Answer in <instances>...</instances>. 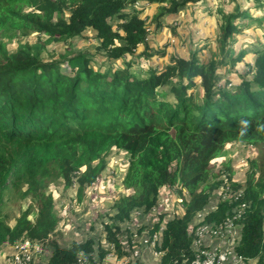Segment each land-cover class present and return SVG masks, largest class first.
<instances>
[{
  "label": "trees",
  "instance_id": "obj_1",
  "mask_svg": "<svg viewBox=\"0 0 264 264\" xmlns=\"http://www.w3.org/2000/svg\"><path fill=\"white\" fill-rule=\"evenodd\" d=\"M195 1L0 0V30L35 32L63 45L93 31L98 44L96 56L69 49L48 60L39 43L33 52L27 46L11 54L0 46V206L16 180L37 190V177L53 164L67 185L76 176L82 193L98 180L104 157L118 149L129 155L126 192L114 201L115 223L106 226L118 258L129 257L120 224L137 210L150 213L161 189L176 187L184 212L159 214L149 230L151 240L160 237L158 264L196 259L194 222L202 213L199 224L215 228L239 214L235 252L264 264V0H229L230 9L220 10L219 54L190 44L186 56H174L161 69L145 65L153 54L148 25ZM144 4L162 6L150 23L137 7ZM252 23L261 31L258 42L254 32L246 33ZM241 36L257 45L236 47ZM242 63L248 71L235 70ZM235 141L260 149L258 159L248 161L244 184L233 180L229 166L227 181L210 184V163ZM225 182L240 196L212 202ZM58 224L54 198L43 194L36 221L25 211L11 228L0 217V246L43 242ZM126 241L135 248L133 237ZM53 246L46 264H73L84 256L89 264H104L112 253L99 249L95 263L92 240Z\"/></svg>",
  "mask_w": 264,
  "mask_h": 264
},
{
  "label": "rangeland",
  "instance_id": "obj_2",
  "mask_svg": "<svg viewBox=\"0 0 264 264\" xmlns=\"http://www.w3.org/2000/svg\"><path fill=\"white\" fill-rule=\"evenodd\" d=\"M230 6L232 4L229 0H196L193 5L182 9L176 16L162 17L159 21L148 25L149 43L153 49V54L149 57V61L144 62V64L154 65L161 69L170 63L174 56H186L190 44L193 45V49L207 46L212 52L219 54L220 49L216 42L221 31L222 21L220 18L222 15L220 10L228 11ZM137 7L141 10L145 9L143 17L147 23H150L153 15L158 14L162 6L144 4ZM250 26L246 33L253 34L254 32L255 41L258 42L261 31L256 28V24L252 23ZM94 36L93 31H88L71 44L63 45L62 43H47L45 42L46 36L39 37L38 33L35 32L0 30V46L4 47L7 54H11L27 46H30V52H33V45L39 43L43 46L41 57L45 60L56 57L58 53H64L69 49L76 53L85 52L96 56L98 44ZM242 43L244 46L246 43L253 47L257 45L255 42L244 41L243 36L238 38L235 45L240 48ZM156 50L165 51V56L160 57ZM204 54L205 57H209L208 52ZM246 62L252 63V58H247ZM235 70L248 71L243 63L239 64ZM222 74L226 75L227 73L223 71ZM231 75L233 74L231 73ZM219 78L221 80L224 75H220ZM222 83L225 84L226 81ZM259 154L260 149L256 146L236 141L228 143L222 153L210 163V184L222 179L227 181L226 178L229 176L227 166L234 172L233 180L239 184H244L249 169L248 161L258 159ZM103 160L104 169L101 171L98 180L82 193H79L77 177H73V183L67 185L59 174L56 164L49 166V173L46 176L37 177V190L32 189L23 179L22 181L16 180L5 191L0 206V217L11 228L15 226L17 219L25 211L29 212V219L32 222L36 221L40 209V196L46 194L54 198V212L58 217L59 224L49 239L43 242H31V250L36 253L35 264H46L54 249V243L69 247L73 242L85 243L90 240L93 241L94 248L91 260L95 263L99 261L98 251L101 248L112 250L104 264H156L159 261L161 256V254H157L159 249L155 250L151 246L147 247V245H144L142 254H139L136 259L134 256L136 252L140 251L142 239L138 241L139 243L134 241L136 245L134 249L129 248L126 240L129 236L135 240L134 235L140 236L149 232L161 213L165 212L168 214V218H172L175 214L181 215L184 212L183 200L174 191L176 187L161 189L158 206L150 213L144 214L137 210L128 222L120 224L121 229L126 232L120 236V239L123 241L129 257L118 258L107 241L106 226L115 223L113 221L114 201L126 192L123 187V179L128 169L129 155L122 150L112 149ZM234 194L238 195V192L234 193L230 183L225 182L218 191L211 194V201L218 202L221 196L231 198ZM202 215L205 214L202 213ZM203 218L204 216L199 217L198 215L194 224L198 225ZM43 243L45 244L42 245ZM13 244L6 242L0 246V264L4 263V259L11 253ZM37 247L41 250L37 251ZM84 258L87 259L86 256ZM110 258H113L115 262L112 263Z\"/></svg>",
  "mask_w": 264,
  "mask_h": 264
},
{
  "label": "built area",
  "instance_id": "obj_3",
  "mask_svg": "<svg viewBox=\"0 0 264 264\" xmlns=\"http://www.w3.org/2000/svg\"><path fill=\"white\" fill-rule=\"evenodd\" d=\"M240 194L241 193L238 194V197ZM224 198L226 199L225 196ZM200 216L203 215L199 214V217ZM239 216L240 215L238 214L234 219L227 220L223 226L217 228L207 224L196 225L194 228V249L196 251V259L190 264H239L240 262L244 261L240 256L237 255L234 247H226L222 249L217 246L209 247L205 244V241L208 238H226L229 236H235L236 232L240 231V227L234 223V220ZM134 236L136 238V243H139L138 241H141L142 239V244L140 243V251L135 253V258H138L139 254H142L141 252L146 245L147 247L151 246L152 249L157 248L159 245L160 237L154 236V238L151 240L149 232L140 236L138 234ZM39 250L41 249L37 247V251ZM157 254L160 255L161 252L158 251ZM35 256L36 253L31 250L30 243L25 242L15 247V252L6 260L5 264H34ZM73 264H89V262L85 258H80Z\"/></svg>",
  "mask_w": 264,
  "mask_h": 264
},
{
  "label": "crops",
  "instance_id": "obj_4",
  "mask_svg": "<svg viewBox=\"0 0 264 264\" xmlns=\"http://www.w3.org/2000/svg\"><path fill=\"white\" fill-rule=\"evenodd\" d=\"M240 232H241V230L236 232L235 236H229L226 238H208L205 241V244L209 247H216L217 246V247H220L222 249H224L226 247H229V248L234 247L235 248L237 242L240 239ZM155 250H157V248H155ZM111 262L114 263L115 260L112 258ZM257 263H258V260H247V261H242L239 264H257Z\"/></svg>",
  "mask_w": 264,
  "mask_h": 264
},
{
  "label": "clouds",
  "instance_id": "obj_5",
  "mask_svg": "<svg viewBox=\"0 0 264 264\" xmlns=\"http://www.w3.org/2000/svg\"><path fill=\"white\" fill-rule=\"evenodd\" d=\"M25 242H28V243H30V245L32 244L31 242L32 241H30V240H23V241H18V242H15L14 244H13V247H12V251H11V253L4 259V263L2 262V264H5V262H6V260L9 258V257H11V255L15 252V247L17 246V245H19V244H23V243H25ZM36 242V241H35ZM35 242H33V243H35ZM32 246V245H31ZM158 247H159V245H158ZM35 260H36V256H35ZM35 264V263H34Z\"/></svg>",
  "mask_w": 264,
  "mask_h": 264
}]
</instances>
